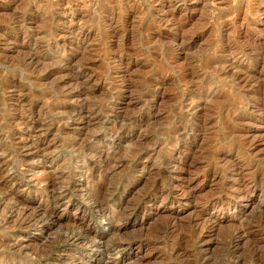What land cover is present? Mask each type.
Masks as SVG:
<instances>
[{"label":"rangeland","instance_id":"1","mask_svg":"<svg viewBox=\"0 0 264 264\" xmlns=\"http://www.w3.org/2000/svg\"><path fill=\"white\" fill-rule=\"evenodd\" d=\"M0 264H264V0H0Z\"/></svg>","mask_w":264,"mask_h":264}]
</instances>
